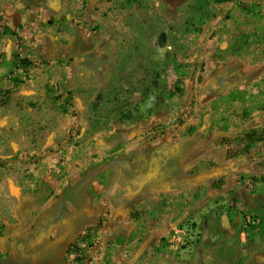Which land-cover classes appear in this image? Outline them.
I'll return each mask as SVG.
<instances>
[{"label": "rangeland", "instance_id": "obj_1", "mask_svg": "<svg viewBox=\"0 0 264 264\" xmlns=\"http://www.w3.org/2000/svg\"><path fill=\"white\" fill-rule=\"evenodd\" d=\"M13 49L52 62L25 72L9 63ZM230 63L251 71V82L233 90L242 94L230 98L227 115L264 100V0H0V264H26L30 255L33 264H59L61 247L96 218L95 210L82 216L80 203L96 209L116 171L123 178L137 162L141 145L128 132L182 116L185 126H170L154 146L186 145L180 176L197 183L171 191L157 179L124 215L107 214L93 245H83V264H264V153L231 160L214 144L222 132L207 135L202 125L185 134L212 111L206 85ZM67 90L75 106L56 99ZM99 135L107 143L97 144ZM61 157L75 184H60V201L43 204L42 228L33 220L23 228L25 203L41 179L58 182L48 173ZM207 157L216 167L192 173ZM101 159L79 180L77 165ZM18 239L25 248L12 252Z\"/></svg>", "mask_w": 264, "mask_h": 264}, {"label": "flooded vegetation", "instance_id": "obj_2", "mask_svg": "<svg viewBox=\"0 0 264 264\" xmlns=\"http://www.w3.org/2000/svg\"><path fill=\"white\" fill-rule=\"evenodd\" d=\"M250 72L251 71H249V70L243 71L242 67H240V65H233V63H230V64H228V66L225 69L224 75L226 74V76L224 78H221L222 75L217 74L215 78L209 79L206 87L209 90L211 89L210 86L216 87L217 88L216 91H210V92H212V93L217 92L216 96H218V93L221 94V92H223L227 89L228 90H235L239 84H249L251 81L246 79L245 77L249 76ZM225 79L229 80L228 83H225ZM262 82H264V79ZM259 83H261V82H259ZM256 85H257V83H256ZM263 105H264V100H262L260 102L259 109ZM254 112L255 111H253L250 115L254 119L253 123L250 126H263L264 125V122H263V120H264L263 119L264 109L259 110V111L257 110L256 114ZM238 114H241V113H238ZM256 118L261 120V121H259V123L255 124ZM149 128H147L145 131H141L138 136L137 135L133 136L131 131L128 132V134H127L128 136H126L129 138L128 141H130V142L136 141L139 143V145H141V150L137 154V159H136L137 162L134 163L135 165H131V166L126 165V168H128L130 170H128V172L123 176V178H122V175L120 174L119 170H117V171L115 170L118 173V176L113 179V181H112L113 184H110L108 186V187H111L108 195L106 197H103L100 195L101 196L100 198L102 199V201L98 202L97 208L95 209L94 207L92 208L91 206H89L88 201L87 202L83 201L82 203H80V206L77 208V210H78V212L79 211L81 212L82 216L85 215L86 217L91 218V216L93 214L92 212L95 210L94 214L96 215L97 219L96 218L93 219V222L89 223L88 225L98 224L100 216L103 215L104 219L102 222L103 223L102 227L99 229V231H100L105 226V216L107 214H111V217L113 216V218L116 215H124L128 211L129 202L137 196L147 195L151 191V188L153 187L154 182L157 181V179H161V181H160L161 183L166 181L168 188H169L170 184L176 185V184H178V183H180L186 179L192 180V182H190V184H188L187 186L177 188V189L176 188H169V190H171V191H180L183 188H186L188 186H191V185H194L195 183H197V181H198L197 178H199V177L192 176V175H190L188 177L180 176V170H181L183 161L186 158L187 146L185 145L183 147V145H177V144L168 145L167 149L165 151H162V150H160V148H162L161 146L156 147L154 145H155V143H157L160 139H162L165 136L161 137L160 139H158L157 141H154V142H147L142 138L144 133ZM72 136H73L72 134H69L68 137L71 138ZM219 138L220 137H218L216 140H218ZM110 141L115 142V139L114 138L110 139V140L108 139V142H110ZM118 141L119 140L117 139V142ZM128 141L126 143H128ZM95 142L99 145L100 144L103 145L104 143H107V140L104 139L103 136L101 137L99 135V137L96 139ZM119 142H121V141H119ZM148 146H151L150 147L151 149L149 148V151L146 153V152H144V150H145V148H148ZM142 148H144V150ZM175 149H178L179 154H180V159L178 162L174 161L173 157H172ZM91 156L92 157L90 159H93V160L98 158V157L103 159V155H101V154H94ZM102 159L100 161H94V162L90 161V163L87 165V167L85 169H82L80 167V165L79 166L77 165L76 169L79 168L78 172L80 173L79 174V180L82 178L84 179L90 173H92L95 170V168H97V167L101 166L103 163H105V161ZM233 159H236V158H233ZM233 159H231V160H233ZM61 162H64L62 157L60 158L59 161H56V164L53 166V168L50 169V172L48 173V176H50V177L54 176L55 178H57L58 182L55 185H53V187H50L48 184L46 185L41 179V181L38 184V187H36L34 189V192L31 195L32 197H31L29 203H27V202L25 203V207L23 208V211H22L25 214H21L23 216V218L19 222V225H21L23 228L27 225L28 220H33L35 228H42L43 223H42V220L40 219V216L44 211V209L42 207L43 204L45 202L49 203V202H53V201H55V202L60 201V200H58V197L60 196V194L57 191L60 184L62 185V187L65 190H68L71 185L75 184V183H72L70 181V179L68 178V176H70L73 171L70 172L67 169L65 170L64 164ZM1 165L2 164H0V166ZM139 165H141V166L138 167ZM2 166H4V165H2ZM25 167H23L24 170H25ZM118 183L121 184L120 188L118 187L119 189H117ZM24 187H27L26 182H24ZM118 190H121V191L118 192ZM22 194L26 195L27 193L24 191V192H22ZM61 201H63V200L61 199ZM37 205L39 206V208H36ZM69 212L74 213L75 211L70 210V209H65V210L63 209L61 214L66 213L67 215H69L70 214ZM131 212L132 213H130V215H132V216L136 215L134 209H132ZM26 216H29V219L25 220ZM64 218H62L60 226L62 227V229L65 230V228L67 226L66 221H68V219H64ZM88 225H86V226H88ZM76 231H77L76 236L79 233H81V231H79V230H76ZM76 236L73 235V239L67 240L65 246L61 247L63 251H62L61 255L58 256V263L59 264L63 263V262H61V257L63 256L64 249H65L67 243L72 242ZM2 240H3V237L2 238L0 237V241H1L0 245H2V243L4 241V240L3 241ZM24 242L25 241L23 239L16 240L17 246H14L13 244H12L13 246L10 245L11 249L13 248L12 252L14 251V248L17 249L18 252H20L22 250L21 249L22 243H24ZM63 245H64V243H63ZM23 247L25 248V245L22 246V248ZM31 254H32V252H31ZM55 256H57V255H55ZM23 258H24V261L26 264H33L31 255L28 257L24 256Z\"/></svg>", "mask_w": 264, "mask_h": 264}, {"label": "trees", "instance_id": "obj_3", "mask_svg": "<svg viewBox=\"0 0 264 264\" xmlns=\"http://www.w3.org/2000/svg\"><path fill=\"white\" fill-rule=\"evenodd\" d=\"M215 2H226V3H235L239 2V0H214ZM8 34L15 35L16 33L13 31H8ZM6 58V55H2ZM52 61L49 59H38L33 54L25 52L22 54L19 50L13 49L10 52L9 63L15 64L16 66L13 68H20L22 71H27L31 67H39V64H50ZM202 69V64H199L196 67V70L199 72ZM14 73V69H12ZM210 86V85H209ZM211 91H216V87L210 86ZM207 89V87H206ZM245 92V91H244ZM243 92V93H244ZM70 91H66L65 97H63L62 92L56 95V99L63 98V103L66 105L75 106L74 98L70 96ZM213 93L209 99V101L204 104L212 109V111H207L205 114L206 118L203 116L197 125L190 124L186 126L185 134L187 136L191 135L197 129H199L202 125L204 126L205 133L207 135L220 131L223 134L220 136L218 140L214 141V144L223 146L225 148V157L227 159L240 158L250 155L251 153L259 150L261 153H264V125L263 126H250L254 119L251 115L254 109L263 110L264 105L260 107L259 105L255 108L246 107L241 109V114L232 113L227 115L224 113L225 110L230 106H226L230 101V98L237 97V95H241L242 93L233 94V90H228L225 93ZM61 102V101H60ZM73 115L76 114V110L72 109ZM186 120L185 117H180L171 121L169 123H157L151 126L143 135V139L147 142H154L160 139L163 136H166L169 132L168 129L170 126H183ZM185 126V125H184ZM174 161H179L180 154L179 150L175 149L172 155ZM260 166H264V159H260L257 163ZM216 167V163L209 157L202 159L198 162L197 165L193 167L192 173H198L205 170H210ZM255 180V177H252ZM192 182L191 179L183 180L182 182L176 185H169V188H181L187 186ZM121 184L118 183L117 189H119ZM119 187V188H118ZM215 188H219V184H214ZM121 190H118V192ZM115 196V195H114ZM117 196V195H116ZM114 200V199H113ZM112 200V201H113ZM104 216H100L98 224L96 225H88L84 228V230L79 233L72 242L67 243L63 256L61 257V262L63 264H83L84 260H87V255L83 251V245L87 247H91L94 242V237L102 227Z\"/></svg>", "mask_w": 264, "mask_h": 264}, {"label": "crops", "instance_id": "obj_4", "mask_svg": "<svg viewBox=\"0 0 264 264\" xmlns=\"http://www.w3.org/2000/svg\"><path fill=\"white\" fill-rule=\"evenodd\" d=\"M14 188L13 187H11V190H13ZM14 191V190H13Z\"/></svg>", "mask_w": 264, "mask_h": 264}]
</instances>
